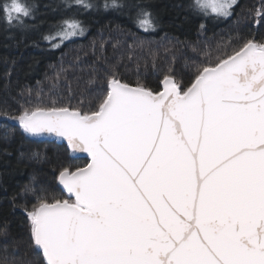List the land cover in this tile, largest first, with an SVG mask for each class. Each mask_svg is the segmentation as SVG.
I'll list each match as a JSON object with an SVG mask.
<instances>
[{
    "label": "snow or ice",
    "instance_id": "1",
    "mask_svg": "<svg viewBox=\"0 0 264 264\" xmlns=\"http://www.w3.org/2000/svg\"><path fill=\"white\" fill-rule=\"evenodd\" d=\"M235 3L195 7L228 18ZM0 12L23 26L34 9L10 0ZM137 24L156 27L144 8ZM83 31L65 20L56 36ZM161 84L154 93L112 76L95 110L54 102L12 117L25 134L63 138L90 157L60 172L68 199L38 196L25 209L45 264H264V43L249 39L209 61L186 89L171 75ZM29 193L34 185L20 195Z\"/></svg>",
    "mask_w": 264,
    "mask_h": 264
},
{
    "label": "trees",
    "instance_id": "2",
    "mask_svg": "<svg viewBox=\"0 0 264 264\" xmlns=\"http://www.w3.org/2000/svg\"><path fill=\"white\" fill-rule=\"evenodd\" d=\"M8 2L0 0V6ZM21 2L34 9L23 26L10 24L0 12V264H44L32 244L25 209L38 205V196L48 202L68 199L57 186L60 172L84 168L87 162L70 159L63 146L25 134L13 126L19 124L12 117L54 102L95 110L112 76L156 93L163 77L171 75L186 89L209 61L249 39L264 43V12L258 15L264 0H238L228 20L200 12L195 0H116L115 5L113 0H84L89 7L77 0ZM141 8L152 14L155 30L138 26ZM65 20L80 23L79 38L56 36ZM25 185H34L35 193L21 196Z\"/></svg>",
    "mask_w": 264,
    "mask_h": 264
},
{
    "label": "water",
    "instance_id": "3",
    "mask_svg": "<svg viewBox=\"0 0 264 264\" xmlns=\"http://www.w3.org/2000/svg\"><path fill=\"white\" fill-rule=\"evenodd\" d=\"M162 90H163V85L161 84V91H162ZM5 121L11 123L10 120H5ZM1 122H2V121H0V123H1ZM13 126L19 128V129H21V127H20L19 125H15V124H14ZM33 138H35L36 140H38V141H40V142H51V143H54L56 146H63V147H65V148L67 149V152L69 153V158H70V159H74V160H84V161L87 162V165H88V163L90 162V157H88L87 153L72 150V149L69 147L67 141L64 140L63 138H57V137H55V136H49V135H45V136H43V137H33ZM87 165H86V166H87ZM86 166H85V167H86ZM57 186H58V188L61 190V192L66 196V198H69V194L67 193L66 189L63 188V185L60 183V181H59V177H58V179H57ZM72 199H73V201H74V197H73ZM27 218H28V216H27ZM28 220H29V218H28ZM29 222H30V221H29ZM38 252H39V251H38ZM39 253H40V252H39ZM41 255H42V253H41ZM42 257H43V256H42ZM43 260H44V258H43ZM44 264H45V262H44Z\"/></svg>",
    "mask_w": 264,
    "mask_h": 264
},
{
    "label": "rangeland",
    "instance_id": "4",
    "mask_svg": "<svg viewBox=\"0 0 264 264\" xmlns=\"http://www.w3.org/2000/svg\"><path fill=\"white\" fill-rule=\"evenodd\" d=\"M238 2V0H236V3ZM236 3H235V5H236ZM235 5H234V7H235ZM233 7V8H234ZM232 8V9H233ZM232 9H231V11H232ZM200 12H202V11H200ZM202 13H204V12H202ZM207 16H215V17H218L215 13H212L211 12V9L209 8L208 9V12H207V14H206ZM218 18H220V19H224V20H227V19H229L230 17H228V18H224V17H218ZM80 36H71V38H79ZM71 38L70 37H67V40H71Z\"/></svg>",
    "mask_w": 264,
    "mask_h": 264
}]
</instances>
